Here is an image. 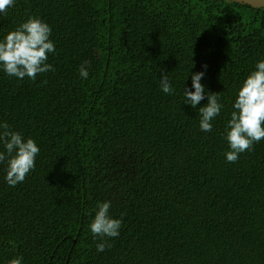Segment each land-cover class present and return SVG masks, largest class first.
Returning a JSON list of instances; mask_svg holds the SVG:
<instances>
[{"label": "trees", "instance_id": "trees-1", "mask_svg": "<svg viewBox=\"0 0 264 264\" xmlns=\"http://www.w3.org/2000/svg\"><path fill=\"white\" fill-rule=\"evenodd\" d=\"M30 16L52 28L55 71L36 81L0 72V122L41 149L22 184L8 187L0 171V264H264V140L228 163L223 138L239 84L264 58V9L16 0L0 38ZM204 64L201 82L223 105L211 133L182 99ZM105 200L122 227L98 253L88 224Z\"/></svg>", "mask_w": 264, "mask_h": 264}, {"label": "clouds", "instance_id": "clouds-1", "mask_svg": "<svg viewBox=\"0 0 264 264\" xmlns=\"http://www.w3.org/2000/svg\"><path fill=\"white\" fill-rule=\"evenodd\" d=\"M253 9H264V0H238ZM16 0H0V17L5 16ZM51 26L38 17H28L15 30L0 38V72L18 81L25 78L36 81L38 75L55 71L48 62L49 54L55 55L56 43L51 38ZM91 67L84 61L78 68L79 77L88 80ZM194 67V66H193ZM192 67V68H193ZM191 68V69H192ZM203 71L190 72L185 78L182 92L183 105H189L199 111V130L204 133L213 131V123L221 115L223 105L218 101V94L206 91L201 82L208 65H202ZM191 78V88L186 81ZM160 90L166 95L173 94V85L167 72H161ZM207 100L203 106L201 101ZM224 140L228 151L224 158L228 163H235L242 153L264 140V58L256 60L254 67L239 84L232 102L230 118L225 125ZM41 149L35 139L25 137L20 131L9 127L7 121L0 122V171L8 187L22 184L26 177L35 170L36 159ZM112 202L98 201L94 216L88 229L96 243V251L104 252L111 245L107 240L119 237L122 219L110 215ZM7 264H23V257L17 256Z\"/></svg>", "mask_w": 264, "mask_h": 264}, {"label": "water", "instance_id": "water-1", "mask_svg": "<svg viewBox=\"0 0 264 264\" xmlns=\"http://www.w3.org/2000/svg\"><path fill=\"white\" fill-rule=\"evenodd\" d=\"M227 1L234 2V3H239L238 0H227ZM239 4H241V3H239ZM257 9H258V7H257Z\"/></svg>", "mask_w": 264, "mask_h": 264}]
</instances>
